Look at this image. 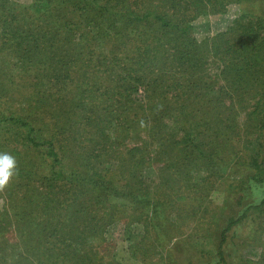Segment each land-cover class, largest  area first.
<instances>
[{
  "label": "trees",
  "instance_id": "trees-1",
  "mask_svg": "<svg viewBox=\"0 0 264 264\" xmlns=\"http://www.w3.org/2000/svg\"><path fill=\"white\" fill-rule=\"evenodd\" d=\"M263 132L264 0H0V151L17 160L0 264H123L104 236L117 219L143 231L123 253L160 251L238 145L264 189ZM263 208L228 220L213 264Z\"/></svg>",
  "mask_w": 264,
  "mask_h": 264
},
{
  "label": "rangeland",
  "instance_id": "rangeland-1",
  "mask_svg": "<svg viewBox=\"0 0 264 264\" xmlns=\"http://www.w3.org/2000/svg\"><path fill=\"white\" fill-rule=\"evenodd\" d=\"M239 7L237 5H233V8L229 7L228 15L199 19L195 23L197 37L201 40L215 36L224 28L220 22H231L238 16L236 13L241 8ZM243 140L247 138L244 136ZM260 143L264 152V141ZM242 148L244 147L238 145L235 148L236 153L230 152L232 156L227 159L226 156H221V160L225 158L223 166L226 168L220 173L222 179H211L210 192L205 194L206 200L201 206L194 204L190 209L186 208V213H195L193 216L183 215L182 210L180 214L174 212L176 219L172 217V222L177 221L180 226H185L177 228L178 232L172 234L168 245H164L157 236L151 237L148 243L145 242L149 244L158 239L156 240L159 246L157 249L160 251L154 252L152 249L148 252L149 247L146 244L144 249L146 251L141 248L138 252L139 248L136 247L134 255L123 253L122 249L126 250L128 246L131 247V244L141 242L142 228L137 224L126 226L118 222L120 219L109 225L104 235L106 243L113 251L117 250L120 257H123L121 259L123 264H213L216 260L217 242L228 220L236 219L248 205H258L264 196V189L251 177L253 174L250 164L251 154L243 151ZM207 200L211 202L209 206H207ZM238 227L240 228L237 230ZM237 228L227 234L231 240L228 244V251L231 254L229 263L264 264V208L257 213L252 211L248 222L242 226L238 225ZM131 237L134 239L131 240V244H127L126 238ZM168 248H171L170 251L165 253L164 250ZM161 250L164 252L162 253Z\"/></svg>",
  "mask_w": 264,
  "mask_h": 264
},
{
  "label": "clouds",
  "instance_id": "clouds-1",
  "mask_svg": "<svg viewBox=\"0 0 264 264\" xmlns=\"http://www.w3.org/2000/svg\"><path fill=\"white\" fill-rule=\"evenodd\" d=\"M17 172V160L8 153L0 151V187L6 185L14 178Z\"/></svg>",
  "mask_w": 264,
  "mask_h": 264
}]
</instances>
